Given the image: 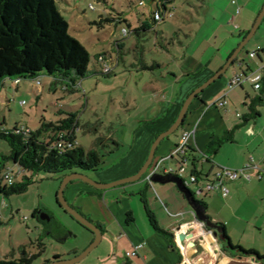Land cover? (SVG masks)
Wrapping results in <instances>:
<instances>
[{
	"label": "crops",
	"instance_id": "1",
	"mask_svg": "<svg viewBox=\"0 0 264 264\" xmlns=\"http://www.w3.org/2000/svg\"><path fill=\"white\" fill-rule=\"evenodd\" d=\"M251 1L236 0L233 3L231 0L230 3L228 0L224 9L218 8L220 16L217 12L216 14L211 12V15L215 16V20L216 17H221L207 38L212 49L211 53L205 55L206 50L200 54H196V52L185 53L176 57L177 67L175 71L170 72V81H165L163 73L159 76L154 71L155 69L162 70L165 65L163 62L155 61L156 68L154 70L143 69V65L150 66L151 63L135 55V59L130 62L129 68L149 72L151 77L146 85V90L150 94L143 107L137 106L134 100V103L132 102L133 117L140 124L130 142H126L123 140L124 138H118L115 133L109 132L99 135L93 147H87L89 149L103 147L110 149V144L118 142L119 146L109 154L122 151L119 159L112 165L105 166L100 171H94L95 176L93 178L96 181L113 182L139 171L147 160L153 141L176 120L186 97L223 67L229 56L249 32L251 24L241 19L243 11L241 5L247 6ZM232 4L238 5L235 12ZM238 8H240L239 12H237ZM165 10H169V6ZM143 21L146 20H140L141 24ZM152 26L153 24L149 23L150 28L141 31V34L151 31ZM161 37L165 39V37ZM156 45L158 48H163L161 45ZM257 47L259 50L250 51V53L256 52L254 57L250 55L256 68L264 64V45L261 43ZM137 49L145 51L142 44ZM111 59L113 58L111 57ZM235 62L236 66L229 73L227 72L231 66L220 79L212 83L192 101L184 126L179 128L176 133L163 139L155 153L152 165H158L159 172L156 174L159 177L168 175L162 172L166 167L178 169L179 158L172 153L184 128H195V134L189 142L191 149L187 153L189 165L186 175L189 178L192 173H197L201 177H199L198 182L190 183L193 184L194 190L190 188V184L187 186L192 194L200 189L204 181L215 179L220 166L240 168L251 159L259 165L263 173L260 177L259 171L252 169L250 171L252 178L245 180V182H248L247 184H252L254 181L257 184L264 182V153L259 154L257 149H254L247 151V153L244 151L240 156V151H238L240 147H250L258 138L263 136L256 127L258 124L256 121L262 117L260 108L264 105V85L261 89L256 90L252 83L244 82L241 86L231 88L230 79L236 72L255 69L245 60H240L239 56ZM118 64L119 61L113 63L114 67ZM98 71L102 73L101 68H95V72ZM52 78L50 88L56 91L55 81L65 79ZM7 81L6 79L4 82L5 89H19L23 80H19V82L13 80L10 84ZM249 83L254 92L248 88L247 84ZM80 84L82 83L78 81L76 85L68 87L66 84V87L75 90ZM30 87L32 88L30 91L36 96H41L42 89L38 88L35 80H31ZM223 93H227L228 104L221 107L215 102ZM252 104L253 108H251ZM238 113H241V116H238ZM61 118L64 117L61 116ZM147 121H152V123L146 124ZM21 126L30 129L26 125L21 124ZM225 135H228L229 139L214 154L215 157L206 158L203 156L213 137H224ZM223 150H228L229 153L233 152V155L226 158L222 154ZM170 176L182 180L177 175ZM237 181L239 180L226 181L227 186L228 182H232L233 190L227 197H223L219 192H214L203 194L196 199L205 203V206L201 205L211 221L224 225L225 231L234 245H240L248 250H256L264 256V251L260 248L246 246L234 239L233 231L235 232L236 228H231L226 211L235 212L232 207L235 201L232 192L234 193L236 188L244 185L243 183L235 184ZM256 186L260 191V185ZM65 196L69 203L80 207L84 214L103 228V240L85 264H264V259L257 258L256 255L240 254L230 248L221 247L222 241L213 234L214 229L207 227L206 224L204 226L202 222H193L194 210L185 193L180 190L175 182L161 183L153 180L150 182L146 175H143L138 181L102 190L82 180H74L67 185ZM149 212L154 215L158 226L168 231L170 235L154 228L149 218ZM234 218L239 221L242 220L238 215ZM189 222H192V228L184 224ZM203 227L206 228V231L204 237L200 239ZM182 234L185 235L184 239H181ZM92 239L91 237L89 241L94 240ZM186 243L190 247L183 251L180 245L185 246ZM136 246H139L137 250ZM133 250H136V254L127 256V252ZM75 251L76 254L79 253L78 249Z\"/></svg>",
	"mask_w": 264,
	"mask_h": 264
},
{
	"label": "rangeland",
	"instance_id": "2",
	"mask_svg": "<svg viewBox=\"0 0 264 264\" xmlns=\"http://www.w3.org/2000/svg\"><path fill=\"white\" fill-rule=\"evenodd\" d=\"M56 1L70 24V33L91 53L90 73L79 80L82 84L75 90L66 87L67 79L55 81L56 91L50 88L52 76L43 74L39 77L41 85H38L42 89L41 96L30 91L31 79L21 81L19 89H5V85L1 86L0 127L13 129L16 125L23 124L36 130L41 125V120L57 121L68 113H76L79 120L76 130L78 141L86 147H93L99 135L109 132L115 133L118 138H124L126 142L132 140L140 124L133 117L132 102L136 101L135 104L139 107L147 103L150 93L146 90V85L151 77L148 71L129 68L135 55L146 59L151 65L163 62V69L154 71L159 76L163 73L165 81H170V72L177 67L176 57L185 53L200 54L206 50L205 55L211 53L207 38L221 18L216 17L215 20L211 12H217L220 16L218 8L224 9L228 3V0H173L168 5L173 16L157 22L154 19L155 13L159 11L163 15L165 12L162 0H144V5L140 4L141 0ZM237 6H232L234 12ZM241 6V19L251 24V29L264 6V0H252L247 6ZM140 20L152 23V30L140 35L123 33V28L134 30L140 27ZM128 22L132 24L131 27ZM118 41L123 43L121 49L117 45ZM263 41L264 18L253 38L240 53L239 59L254 66L250 51L259 50L257 46L261 43L264 45ZM141 44L145 51L137 49ZM156 44L163 48H158ZM100 55L112 57V63L119 61L111 75L95 72V68L101 66L97 62ZM235 66L236 62L227 73ZM7 80L10 84L14 79ZM247 86L254 92L250 83ZM260 111L262 117L256 121V127L263 136L250 147L238 148L240 156L244 151L247 153L254 149L259 154L264 153V105ZM9 151L8 142L0 138V154ZM227 151L223 150L222 154L230 158L233 152ZM121 152L107 153L104 167L116 162ZM211 156L215 157L214 154H210ZM8 166L14 169V183L22 182L26 175L32 179V183L21 193L8 196L0 194V260L19 258L22 249H26L29 255H37L31 264H49L57 255L60 256L59 259H69L75 256V250L78 249L79 253L85 250L92 242L89 239H94L95 234L66 212L58 203V198L65 176L79 172L95 180V172L73 169L53 174L44 171L31 173L21 170L13 162H9ZM184 180H189L187 175ZM237 183L244 185L232 192L235 198L232 207L235 212L226 211L231 228H236L233 231L234 239L264 251V182L247 184L244 179H239L235 184ZM231 184L232 182H228V188L233 191ZM190 185L194 190L193 184ZM256 185H260V191ZM236 215L242 220L234 218ZM98 247L73 264L87 263Z\"/></svg>",
	"mask_w": 264,
	"mask_h": 264
},
{
	"label": "trees",
	"instance_id": "3",
	"mask_svg": "<svg viewBox=\"0 0 264 264\" xmlns=\"http://www.w3.org/2000/svg\"><path fill=\"white\" fill-rule=\"evenodd\" d=\"M162 1L164 8H168L173 0ZM128 24L131 27L132 24L130 22ZM149 28V22L143 21L140 27L130 30L129 34L140 35L141 31ZM117 45L120 49L123 47V43L119 41ZM91 59L89 50L70 33V24L56 0H0V87L4 85L6 79L36 80L43 74L67 79V86H74L81 78L89 75ZM142 68L154 70L156 67L143 65ZM102 74L110 75L111 73L102 72ZM145 123H152V121ZM78 126L79 120L76 113H68L66 117L57 121L41 120L40 127L34 131H26L18 125L13 129L1 126L0 138L8 142L10 151L0 154V194L8 196L21 193L32 183V179L26 175L22 182L8 184L4 178V172L10 167L9 162L31 173L44 171L53 174L73 169L96 171L103 168L106 154L112 153L119 143L113 142L109 145L110 149L105 147L89 149L77 140ZM183 126L184 124L181 127ZM60 133L64 134L62 139L67 141L62 149L55 146L61 139ZM228 139V135L213 137L203 156L207 158L210 154H216ZM190 149L189 146L188 151ZM197 175L201 177L200 174ZM198 202L205 206V203ZM75 208L84 214L80 207L75 206ZM84 215L96 223L88 215ZM149 218L156 230L170 235L168 231L158 226L151 212H149ZM219 225L225 230L222 223ZM225 235L229 238L226 231ZM230 247L231 250L240 254H253L257 258L264 259L258 251L234 245L231 241ZM36 256L29 255L26 249H22L21 257L1 259L0 264H31ZM59 258V255L55 257V259Z\"/></svg>",
	"mask_w": 264,
	"mask_h": 264
},
{
	"label": "water",
	"instance_id": "4",
	"mask_svg": "<svg viewBox=\"0 0 264 264\" xmlns=\"http://www.w3.org/2000/svg\"><path fill=\"white\" fill-rule=\"evenodd\" d=\"M264 18V6L259 13L255 23L249 30V32L246 34V36L243 38L241 43L237 46V48L233 51V53L229 56L223 67H221L218 71H216L211 77H209L206 81H204L202 84H200L198 87H196L184 100L181 110L178 114V117L176 120L171 124V126L166 129L165 131L161 132L153 141L149 155L147 157V160L143 164V166L139 169V171L131 176L113 181L108 183H102L93 180L89 176L79 173V172H73L65 176L62 184L61 189L59 193L58 202L59 204L65 209L66 212H68L74 219H76L78 222H80L82 225L87 227L89 230H91L95 234L94 240L91 242V244L85 248L81 253L76 254L74 257L69 259H55L49 264H73L76 262L81 261L83 258H85L93 249L98 247L102 240H103V228L99 226L98 224L94 223L90 219H88L84 214L80 213L69 201L67 200L65 196V189L67 185L74 180H82L89 185L102 190H108L110 188L116 187L118 185L128 183V182H135L142 178L143 175L146 174L148 169L151 167L155 153L157 150L158 145L160 142L165 139L166 137L172 135L175 133L183 124L187 115V112L189 110V107L192 103V101L200 94L202 93L207 87H209L212 83H214L216 80L220 79L221 76L227 71V69L233 65L238 58L239 54L243 50V48L246 46V44L253 38L255 35L257 29L259 28L260 23L262 22ZM152 180L156 182L161 183H167V182H175L177 183L180 190H182L185 193V196L192 206L193 210L196 212L197 217L199 220L204 222L207 227L214 229L213 234L217 236L222 242L220 244L221 247H227L230 248V240L225 235V230L221 227V225L211 221V219L206 215L203 206L198 202V200L193 196L191 190L184 184V182L181 180L176 179L173 176L165 175L163 177H159L158 174H154L152 176ZM185 235H181V239H184Z\"/></svg>",
	"mask_w": 264,
	"mask_h": 264
},
{
	"label": "built area",
	"instance_id": "5",
	"mask_svg": "<svg viewBox=\"0 0 264 264\" xmlns=\"http://www.w3.org/2000/svg\"><path fill=\"white\" fill-rule=\"evenodd\" d=\"M232 2L235 3L236 0H232ZM140 4L143 5L144 0H141ZM239 11H240V8L237 9V12H239ZM168 16L169 17L173 16V13L170 12L169 10H165L163 15L161 14V12L157 11L154 15V19L157 22H161V21L165 20V18ZM123 33L125 35H127L130 33V30H128L127 28H123ZM255 55H256V52H251L252 57H254ZM98 63L101 65L100 68H101V71L103 73H111L114 71V65L112 63L111 57L108 58L105 55H100L98 57ZM263 80H264V64H261L257 68L251 69L249 71L236 72L232 76V78L230 79V87L235 88L237 86L243 85L244 82H250V83H252L253 87L256 90H259L262 88ZM16 82H19V80H16ZM35 83H36V85H40L41 80L36 79ZM215 103H217L221 107L227 105L228 104L227 93H223V95H221L216 100ZM238 116H241V113H238ZM21 128L26 130V131H30V129H28L24 126H21ZM194 134H195V128H193V127L192 128L191 127H185L184 128V130L180 136L179 142L177 143V145H176V147L172 153V155H175L179 158L180 165H179L178 169H175L173 167H166L162 171L164 174L177 175V176L181 177L186 186H188L190 183H194V182L199 181V176L194 174V173H192L189 176L188 181L184 180V177L187 174L188 165H189V158L187 155L189 142H190V138L192 136H194ZM62 137H64V134L60 133L59 138H61V139L58 140L55 144V146H57V148H60V149H62L64 144L67 143V141L62 139ZM69 145L71 146L72 144H69ZM158 168L159 167L156 164V165H152L148 169V171L145 174L147 180H149L151 182L152 176L159 172ZM252 169L258 170L259 176L260 177L262 176L263 170L259 167V165L257 163L254 162L253 159H251V161L247 162L243 167H240V168H231L228 166H220L219 170L216 173L215 179L204 181L203 184L201 185L200 189H198V191L196 193H194L193 196L195 198H200L203 194H210V193H214V192H219L223 197H227L230 194V189L226 185V181L227 180L236 181L239 179L250 180L252 178V175L250 172ZM13 171H14V169L12 167H9L4 172V178L8 182V184L14 183L15 177L13 175ZM193 214H194L193 222L194 221L202 222L201 220L198 219L195 211H193ZM184 224L189 225L190 228H192V222L184 223ZM202 224H204V226H205L204 222H202ZM183 225H181V226H183ZM205 231H206V228H204L202 233L200 234V239L202 237H204ZM138 247L139 246L135 247L136 250L138 249ZM180 247L184 251L185 248H189L190 246L187 245V243H186L185 246L180 245ZM136 250L128 251L127 256L135 255Z\"/></svg>",
	"mask_w": 264,
	"mask_h": 264
}]
</instances>
